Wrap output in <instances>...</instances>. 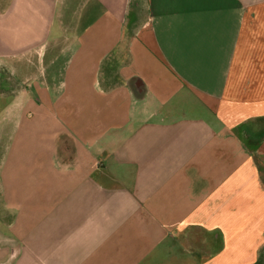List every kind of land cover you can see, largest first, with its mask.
<instances>
[{"label": "crops", "instance_id": "0c3cea01", "mask_svg": "<svg viewBox=\"0 0 264 264\" xmlns=\"http://www.w3.org/2000/svg\"><path fill=\"white\" fill-rule=\"evenodd\" d=\"M0 264H264V0H0Z\"/></svg>", "mask_w": 264, "mask_h": 264}]
</instances>
